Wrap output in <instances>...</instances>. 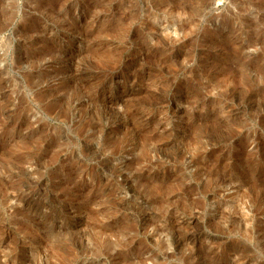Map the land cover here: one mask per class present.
Returning a JSON list of instances; mask_svg holds the SVG:
<instances>
[{
    "label": "rangeland",
    "instance_id": "obj_1",
    "mask_svg": "<svg viewBox=\"0 0 264 264\" xmlns=\"http://www.w3.org/2000/svg\"><path fill=\"white\" fill-rule=\"evenodd\" d=\"M0 264H264V0L0 3Z\"/></svg>",
    "mask_w": 264,
    "mask_h": 264
},
{
    "label": "bare ground",
    "instance_id": "obj_2",
    "mask_svg": "<svg viewBox=\"0 0 264 264\" xmlns=\"http://www.w3.org/2000/svg\"><path fill=\"white\" fill-rule=\"evenodd\" d=\"M4 0H0V3H2Z\"/></svg>",
    "mask_w": 264,
    "mask_h": 264
}]
</instances>
